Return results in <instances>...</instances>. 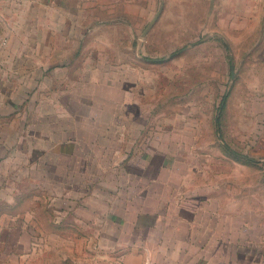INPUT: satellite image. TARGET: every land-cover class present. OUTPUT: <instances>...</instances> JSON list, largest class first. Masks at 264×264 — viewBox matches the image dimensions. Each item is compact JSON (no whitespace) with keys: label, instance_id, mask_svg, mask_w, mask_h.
<instances>
[{"label":"rangeland","instance_id":"rangeland-1","mask_svg":"<svg viewBox=\"0 0 264 264\" xmlns=\"http://www.w3.org/2000/svg\"><path fill=\"white\" fill-rule=\"evenodd\" d=\"M2 1L7 19L25 26L19 30L22 37L34 35V24H57L55 41L61 56L69 57L68 66L55 67L49 75L53 86H38L31 95L45 103V112L51 110L49 103H61V126L68 125L67 117L79 115L69 126L90 130L80 132L86 137L81 140H90L94 154L101 150L89 158L134 170L120 172L119 179H137L132 172L167 176L174 195L235 198L237 206L246 198L264 199V103H244L264 92L254 90L260 82L251 73L260 64L246 54L247 45L232 44L238 57L247 58L233 61L237 75L231 87L229 46L204 28L183 27V16L167 10V0ZM202 15L189 14L188 23L196 24ZM60 142L65 149L79 143L63 132ZM46 175L51 176L44 172V182ZM7 186L0 189V264L36 259L63 264L67 253L61 250L71 239L67 223L52 228L46 217L43 234L27 233L21 226L26 221L21 213L30 208L42 213L27 195L44 196L51 189L36 192L16 177ZM230 205L221 203L220 210ZM36 243L60 251H23Z\"/></svg>","mask_w":264,"mask_h":264},{"label":"crops","instance_id":"crops-1","mask_svg":"<svg viewBox=\"0 0 264 264\" xmlns=\"http://www.w3.org/2000/svg\"><path fill=\"white\" fill-rule=\"evenodd\" d=\"M168 4L167 10L183 16V27L204 28L229 46L231 87L237 75L233 61L244 59L232 51V44L247 45L246 54L260 64L259 71L251 73L260 82L254 90L264 92V0H167ZM199 13L203 15L197 23L189 24V14ZM66 14L68 10L57 16ZM0 21V189L5 190L15 177L26 180L36 192L51 189L44 196L27 195L42 213H33L32 208L21 213L26 219L22 229L43 234L46 228L41 220L46 217L52 228L67 223L71 239L61 250L67 253L63 264H264L263 198H246L244 205L237 206L235 198L221 201L217 196L170 194L167 176L159 179L132 172L137 179H119L120 172L134 170L95 162L101 150L94 154L90 140L80 137L88 130L69 126L79 115L67 117L68 125L61 126V103H49L52 111L45 112V103L31 95L38 86H53L49 75L55 67L68 66L69 57L61 56L55 41L57 24L53 20L34 24V35L22 37L19 30L22 33L25 26L8 20L1 9ZM12 77L17 83H12ZM247 100L244 103L254 106L264 103V93ZM249 107L252 112L253 106ZM61 132L79 143L65 149L60 145ZM44 172L51 174L46 175V183ZM221 203L232 206L221 211ZM45 246L30 244L23 251H60ZM26 262L44 264L38 259Z\"/></svg>","mask_w":264,"mask_h":264}]
</instances>
